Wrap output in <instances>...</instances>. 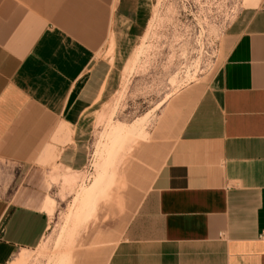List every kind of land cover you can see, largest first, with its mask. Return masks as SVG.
<instances>
[{"label": "crops", "instance_id": "obj_1", "mask_svg": "<svg viewBox=\"0 0 264 264\" xmlns=\"http://www.w3.org/2000/svg\"><path fill=\"white\" fill-rule=\"evenodd\" d=\"M127 2L0 0V264L48 224L45 204L15 190L17 172L81 162L82 91L96 51L128 42ZM251 5L225 27L218 69L106 264H264V0Z\"/></svg>", "mask_w": 264, "mask_h": 264}, {"label": "rangeland", "instance_id": "obj_2", "mask_svg": "<svg viewBox=\"0 0 264 264\" xmlns=\"http://www.w3.org/2000/svg\"><path fill=\"white\" fill-rule=\"evenodd\" d=\"M253 2L128 0L120 31L128 42L96 51L82 91L79 166L49 159L17 172L15 190L45 204L48 224L4 264H106L135 198L218 69L225 27Z\"/></svg>", "mask_w": 264, "mask_h": 264}, {"label": "built area", "instance_id": "obj_3", "mask_svg": "<svg viewBox=\"0 0 264 264\" xmlns=\"http://www.w3.org/2000/svg\"><path fill=\"white\" fill-rule=\"evenodd\" d=\"M258 237H259L260 239L264 240V230H262V231L259 233Z\"/></svg>", "mask_w": 264, "mask_h": 264}, {"label": "bare ground", "instance_id": "obj_4", "mask_svg": "<svg viewBox=\"0 0 264 264\" xmlns=\"http://www.w3.org/2000/svg\"><path fill=\"white\" fill-rule=\"evenodd\" d=\"M161 105V104H160Z\"/></svg>", "mask_w": 264, "mask_h": 264}]
</instances>
